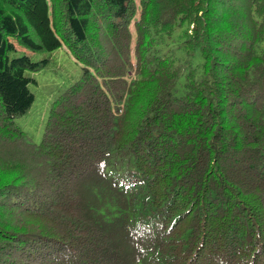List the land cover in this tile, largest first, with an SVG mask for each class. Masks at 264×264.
<instances>
[{
	"label": "trees",
	"instance_id": "1",
	"mask_svg": "<svg viewBox=\"0 0 264 264\" xmlns=\"http://www.w3.org/2000/svg\"><path fill=\"white\" fill-rule=\"evenodd\" d=\"M0 264H264V0H0Z\"/></svg>",
	"mask_w": 264,
	"mask_h": 264
},
{
	"label": "rangeland",
	"instance_id": "2",
	"mask_svg": "<svg viewBox=\"0 0 264 264\" xmlns=\"http://www.w3.org/2000/svg\"><path fill=\"white\" fill-rule=\"evenodd\" d=\"M17 49L19 53H26L34 61L48 59L47 64L40 70L28 72L36 80L29 85L34 94V101L26 113L15 118V122L25 131L30 141L39 143L49 104L60 90L79 77L82 65L65 46L50 51H30L20 46Z\"/></svg>",
	"mask_w": 264,
	"mask_h": 264
}]
</instances>
